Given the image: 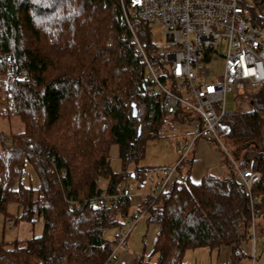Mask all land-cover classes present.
<instances>
[{"label":"trees","instance_id":"16d2710c","mask_svg":"<svg viewBox=\"0 0 264 264\" xmlns=\"http://www.w3.org/2000/svg\"><path fill=\"white\" fill-rule=\"evenodd\" d=\"M243 18L264 25L261 14L244 11ZM121 22L120 0H0L1 89L6 112L22 123L21 131L0 142V214L6 221L7 206L16 204L14 225L42 224L37 236L0 242V264H115L118 232L111 240L102 233L119 231L136 214L157 228L148 255L157 256L155 264H183L185 253L199 248L227 249L219 264L250 261V201L234 169L258 173L252 196L264 195V88L252 97L251 111L234 112V124L223 127L228 176L204 175L195 184L189 178L192 159L183 157L177 178L146 196L139 213H129L130 197L108 208L91 206L101 190L97 180H107L103 190L116 194L128 163L143 157L146 141L159 138L170 119H180L162 110L157 95L141 99L144 65ZM132 24L149 45L148 27ZM132 101L144 102L139 121L130 116ZM112 145L119 147L120 173L110 168ZM27 164L37 188L22 185ZM151 171L135 165L131 175L140 187ZM255 208L264 217L262 197Z\"/></svg>","mask_w":264,"mask_h":264},{"label":"built area","instance_id":"2783aa9c","mask_svg":"<svg viewBox=\"0 0 264 264\" xmlns=\"http://www.w3.org/2000/svg\"><path fill=\"white\" fill-rule=\"evenodd\" d=\"M120 3L121 24L129 29L131 42L144 65L141 99L157 95L164 112L170 117L174 114L180 117L175 121L178 127L192 126L189 136L175 143L176 152L183 158L195 140L217 141L225 124H234V112L226 108L227 95L231 94L232 103H239L252 99L264 88V25H252L244 20L240 0H120ZM132 21L148 27L149 45L141 40L138 27ZM154 26L159 27L158 40H153ZM216 60L222 62V72L218 75L210 69ZM133 103L141 119L144 102ZM159 134H165L164 127ZM7 140L6 135L0 133V142ZM235 170L250 201V264H255L256 245L263 239V234L257 230V222L263 215L255 205L260 197L264 200V195L254 197L252 190L260 181V175L248 168L235 167ZM157 173L156 179L152 175L146 178L145 182L153 190L144 194L142 200L163 189L168 180L174 178L175 167H161ZM130 196L131 185L125 188L120 185L116 194H107L101 188L89 202L102 209ZM38 198H42V194ZM69 204L77 205L73 201ZM139 218L136 214L125 222L126 229L118 231L114 240L115 255L125 249L130 230ZM5 225L12 228L14 219L8 218Z\"/></svg>","mask_w":264,"mask_h":264},{"label":"rangeland","instance_id":"374dc122","mask_svg":"<svg viewBox=\"0 0 264 264\" xmlns=\"http://www.w3.org/2000/svg\"><path fill=\"white\" fill-rule=\"evenodd\" d=\"M241 6L247 13H256L261 14L264 16V4L257 5L259 2L255 0H240ZM153 40H158L159 36V27L154 26L152 29ZM210 69L216 74H220L222 72V62L220 60L214 61L210 65ZM6 80V79H5ZM2 88L1 81H0V89ZM6 94L1 89L0 90V114H4L7 111L9 105L5 100ZM227 110L231 112H240L244 110L253 109L252 99L248 101H242V104L239 103H232V96L231 94L227 95L226 98ZM191 125H184L178 127L173 119H170L168 123L164 126L165 134L160 135L159 138L154 140L146 141L144 155L141 159H139L136 164L133 162L128 163L127 171L128 175L122 180L121 187L125 188L127 184L131 185V196H136L141 192L144 194L150 193L153 189L149 185L148 182H145L144 187L141 188L137 185V180L134 178L132 174L135 165L138 167L143 166H150V167H161V166H168L174 168L177 161L181 159V156L175 152V143L180 142L182 137L189 136V131L191 130ZM22 123L18 117H11L8 121L5 116H0V131H4L7 135L11 133H15L17 131H21ZM4 134V135H6ZM227 150V144L224 140L222 134L219 135L218 140L214 139H197L194 141L192 145V149L190 152L185 156V159H203L207 162L210 160L217 159L223 166V169L226 170L223 176H228L229 172L227 167L225 166L224 159L225 153ZM109 163L110 168L113 173H120L122 171V160L119 156V147L118 145H112L109 151ZM181 172L185 170L184 166H180ZM147 175V174H146ZM234 175L236 180L240 182V178L237 174V171L234 169ZM148 177V176H146ZM174 177L177 178V172L175 171ZM21 182L23 186H32L33 188L38 187V179L35 173L32 171L30 166L27 164L23 169V176L21 178ZM107 180L99 179L98 184L99 187L104 188L106 186ZM140 189V191H139ZM143 194V195H144ZM142 195V196H143ZM139 207H131L129 213H133L138 210ZM17 205L11 204L7 206V213L10 215L11 218H14L17 214ZM127 221V220H126ZM125 221V222H126ZM125 224V223H124ZM123 229H126L123 226ZM42 224L41 221L36 222L34 225L25 222H18L14 225L11 229H7L2 234L4 242H11L15 240H24L28 239L33 236H37L41 234ZM154 227L147 224V217L141 215L139 220L136 221L133 228L130 230V233L126 240V246L123 250L127 253L130 258L134 259V262L137 263L142 260V264H155L157 260L156 255H149L150 245L153 238L156 236V231H153ZM156 230V229H155ZM257 230L260 231V227L258 226L257 222ZM118 230L110 229L106 230L102 233V236L107 239L111 240L117 234ZM248 235H250V228L248 231ZM1 238V232H0ZM251 247V246H250ZM249 248V246H248ZM256 262L255 264H264V239L257 243L256 245ZM145 250V254L143 252ZM120 251V252H123ZM119 252V254H120ZM227 249H220L210 251L205 248H199L195 250H189L185 253L183 258V264H219L225 261L229 254ZM252 253V248L250 249V257ZM143 255V257H142ZM128 264V263H123ZM242 264H250V261L247 260Z\"/></svg>","mask_w":264,"mask_h":264},{"label":"crops","instance_id":"0c3cea01","mask_svg":"<svg viewBox=\"0 0 264 264\" xmlns=\"http://www.w3.org/2000/svg\"><path fill=\"white\" fill-rule=\"evenodd\" d=\"M241 104H242V101L240 102V105ZM251 110L252 109L244 110V111H240V112H249ZM0 116L1 117L5 116L8 121L11 119V117H17L16 115L11 114L10 112H4V114H0ZM260 122L262 125V129L264 131V114H260ZM0 133L6 134L4 131H0ZM175 152H176V147H175ZM161 167H168V166L166 165V166H161ZM161 167H153L154 171L148 172L146 176L152 175L156 179L158 177L157 170ZM225 171L226 170L223 169L222 164L217 159L213 158L209 162H207L203 159H197V160L193 159L192 163H191L190 171H189V178H190L191 182L197 184V183H199V181L201 180V178L204 175H211V176H215V177H220V176H223ZM171 179H173V178L171 177L169 179V181H171ZM144 185H145V183L140 186L141 190H143L142 188L144 187ZM139 191H140V189H139ZM143 194H144V192H141L136 196L130 197L129 200H130L131 207H135V208L137 207L138 208L140 206ZM9 205H11V204H9ZM135 212L139 213L138 210H136ZM135 212H133V213H135ZM151 226L154 227L153 231H157L156 226H154V225H151ZM258 226L260 227V232L263 234V239H264V217H262L258 220ZM6 228H7V226L5 225V220L3 218V215L0 214V232H1L0 240H3L2 234L4 233ZM7 229H9V228H7ZM154 239H155V237L153 238V240L151 242L150 248H152ZM0 242H2V241H0ZM248 246H249V248H248ZM250 249H251L250 244L245 245V251L248 254L250 253ZM133 262H134V259L130 258L127 255V253L124 251L120 252V254L119 253L116 254L115 264H123V263L132 264Z\"/></svg>","mask_w":264,"mask_h":264},{"label":"water","instance_id":"95a60500","mask_svg":"<svg viewBox=\"0 0 264 264\" xmlns=\"http://www.w3.org/2000/svg\"><path fill=\"white\" fill-rule=\"evenodd\" d=\"M130 116L133 118V119H136L137 121H139L140 119L137 117V114H136V106L135 104L132 102L130 103ZM140 135V128L138 129V136Z\"/></svg>","mask_w":264,"mask_h":264}]
</instances>
